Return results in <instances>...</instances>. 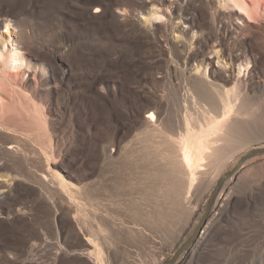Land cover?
Returning a JSON list of instances; mask_svg holds the SVG:
<instances>
[{"label": "rangeland", "instance_id": "374dc122", "mask_svg": "<svg viewBox=\"0 0 264 264\" xmlns=\"http://www.w3.org/2000/svg\"><path fill=\"white\" fill-rule=\"evenodd\" d=\"M9 21L28 62L23 93L47 115L50 162L73 197L42 178L34 128L1 134L0 264H162L221 176L264 148V21L241 23L207 0H0V33ZM228 94L238 134L202 137L216 168L180 166L183 139L206 134ZM174 264H264V155L224 182Z\"/></svg>", "mask_w": 264, "mask_h": 264}, {"label": "bare ground", "instance_id": "6f19581e", "mask_svg": "<svg viewBox=\"0 0 264 264\" xmlns=\"http://www.w3.org/2000/svg\"><path fill=\"white\" fill-rule=\"evenodd\" d=\"M207 1L210 5L216 7L217 9L223 12L229 11V14L233 15L236 20L240 21L241 23H247L252 21H264V0ZM234 8H236L237 11H234ZM152 15L154 16V19L159 18V16H157V12H153ZM5 29L6 30L4 32L0 33V135H11L15 139L18 134H21L19 133L21 130L26 132H32L30 129L34 128V130L37 131L38 137L41 138L40 141H42L43 146L41 145L42 150L40 149V155L45 159L47 165V169L42 178L45 179V181L49 180L52 183L53 187H55L54 189L59 194L64 195L65 197H67V199L71 200L73 197L71 187L57 172V170L52 168L53 163L50 162V158L53 156V142L50 136L51 131L47 115L43 111V108H41V106L37 105V103L34 102L32 97H28L23 93L25 83L21 80L24 75L22 69L23 67L28 68V62H26L25 55L19 50L14 33L10 30V21L6 22ZM245 66L246 63L242 67L243 70ZM198 71L196 73H198ZM31 75L32 77L30 79L35 82V73ZM224 98L227 100V102H230L224 104L223 108H221V111L219 113L220 115L214 117L212 121H204V124L200 126V129L206 134L191 136L189 134H186L187 137L183 139L180 145V166H184L190 169L191 171H195L201 168V162L208 159L209 161H211L210 165L212 167V170L216 168L215 158L220 159V155L216 154L214 156L213 153L210 154L209 150L213 149L214 147H209L204 144L202 137L214 134L216 135V139L212 137V139H209L211 142H213L214 140L224 141L229 136L234 135L239 131L237 130V124L235 122V119L230 120V122L225 121L228 117L232 115V113L237 112L240 109L239 107H237L235 102L238 100V96H230L228 94ZM208 105L213 110H215V112H217V108L215 106H212L210 104ZM245 111L247 112L246 109ZM245 111L244 113H246ZM216 118H221V121H217ZM145 119V124L150 129H156V126L154 124L155 117L152 113L146 116ZM29 138L30 136L26 134L25 139L29 140ZM32 152L34 154V150ZM19 156H21V154L18 150L11 149L8 152V159L12 162H16ZM193 176V173L188 175L192 182L194 181ZM203 180H206V178H203ZM0 192L2 193L4 191ZM100 259L99 261L101 262Z\"/></svg>", "mask_w": 264, "mask_h": 264}, {"label": "water", "instance_id": "95a60500", "mask_svg": "<svg viewBox=\"0 0 264 264\" xmlns=\"http://www.w3.org/2000/svg\"><path fill=\"white\" fill-rule=\"evenodd\" d=\"M258 155H264V149H255V150H251V151L247 152L246 154H244L243 156L240 157V159L238 160V162L234 168H232L230 171L224 173L221 176V178L216 183V186L214 188L213 193L210 195V198H209L207 206H206V210H205L202 218L200 219L199 224L196 226L195 230L191 234V236L186 240V242L170 258L165 260L162 264H174L179 259L181 254L184 251H186L192 244H194L196 242V239L198 238V236L200 235V233L202 232L203 228L205 227V225L207 223V219H208V215H209V212L211 210V207H212L216 197L218 196L224 182L227 179H229L231 176H233L243 163H245L250 158L258 156Z\"/></svg>", "mask_w": 264, "mask_h": 264}]
</instances>
